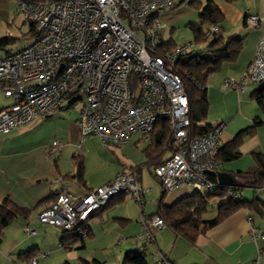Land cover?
Wrapping results in <instances>:
<instances>
[{
  "label": "built area",
  "instance_id": "built-area-1",
  "mask_svg": "<svg viewBox=\"0 0 264 264\" xmlns=\"http://www.w3.org/2000/svg\"><path fill=\"white\" fill-rule=\"evenodd\" d=\"M188 6L190 0H18L15 13L34 25L38 36L27 49L0 57V89L13 100L0 111V135L49 118L66 103H82L77 123L83 137L98 136L105 146L125 145L135 134L149 141L156 125L165 122L174 149L154 169L164 190L224 192L238 200V190L221 186L216 176L223 163L215 155L226 125L187 141L189 100L174 68L194 45L160 43L163 25L156 14ZM247 24L261 31L254 60L239 78L223 82L238 93L264 81V17L249 16ZM220 36L218 25L204 29L206 40ZM145 193L138 173L126 168L84 196L58 190L38 220L64 231L83 226L84 237L92 215L114 199L130 195L143 208ZM142 226L152 243L149 226L161 230L166 223L152 216ZM251 234L264 238V232ZM159 260L166 262L161 254ZM27 264L38 261L33 257Z\"/></svg>",
  "mask_w": 264,
  "mask_h": 264
},
{
  "label": "crops",
  "instance_id": "crops-1",
  "mask_svg": "<svg viewBox=\"0 0 264 264\" xmlns=\"http://www.w3.org/2000/svg\"><path fill=\"white\" fill-rule=\"evenodd\" d=\"M206 1L203 0V3L205 4ZM213 2L218 6L223 16L217 25L220 27L221 37L224 41L231 37L242 40L237 59L233 62L224 63L220 69L221 71L225 64L235 63L234 67L228 66L227 68L235 73L230 78H236L241 76L254 60L261 31L253 30L247 24V18L252 15L264 17V0H213ZM170 11L156 14L163 25L158 30L159 35L161 30L168 28L164 21L170 18ZM211 26L208 25L207 27ZM242 28L253 31L242 37L240 35ZM203 29L205 28L203 27ZM173 31L174 29H171L170 33ZM161 41L160 35V43L163 47L178 46L173 39L167 42ZM169 42L173 45L167 47L166 44ZM193 51H197L196 46H193ZM255 91L256 87L253 89L250 99L244 96L248 99L243 101L236 112H226L213 116L214 114L211 113L213 94L209 88L207 90L209 113L205 125L209 127L218 123L226 125L216 150V155L221 157L223 163L220 172L231 173L236 179H238V173L248 172L255 167L256 162L253 153L264 155V124H259L254 134L244 138L236 150L237 158L222 160L223 148L231 143L238 133L253 127L256 121L264 122V110L259 105L257 109L250 106ZM214 92L217 96L220 94L225 96L224 100H226L227 97H233L235 93L238 96L240 94L243 96L247 90L244 93L227 90L222 94L219 89H214ZM12 104L13 100L6 98L0 89V111ZM70 106L72 105L70 104ZM64 107L65 105L57 112H63ZM53 115L31 124V130L28 133L35 130L39 125L38 123L46 124L45 121L52 119ZM77 120L78 118L75 123L70 125V136L72 143L78 149L88 140L96 138L101 141L95 135L83 137ZM26 127H21V129ZM19 129L2 134L0 138L18 135L21 133ZM162 133V128H156V131L151 135L153 141L152 139L144 140L140 134L135 135L139 137L137 143L148 144L145 148L147 149L151 144L161 141ZM133 136L130 142L125 145L110 146L129 145ZM53 147L51 146L49 149L45 144H38L27 151H23L20 147L11 150V148L4 147L3 143H0V203L6 198H10L17 205L31 211L28 219L16 218L0 234V264H27L29 254L37 259L38 264H82V262L122 264L123 258L130 252L145 254L149 264H264V238L254 239L251 234L252 231L264 232V207L261 208L260 213L244 207L215 226L205 224L194 243L177 235L168 226L161 230L149 226L154 239L150 243L148 236L142 234L144 229L142 220L157 216L161 198L164 207H172L196 191L182 187L166 192L154 174L155 164L158 161H152L148 164L149 159L144 152L145 149L143 153L146 160L138 165L129 161H106L107 164L114 166L106 169L101 165V161H98L96 162L98 168L93 170L90 161L82 159L85 181V185H83L73 178L76 173L75 157L81 158V156L74 155L73 161L67 167L64 161L53 159L58 151L57 148L52 152ZM171 154L172 150L165 145L160 159L164 162L171 157ZM126 168H137L134 171L138 173L140 186L146 190L143 196L144 207H140V210L137 208V202L130 195L116 198L105 209L92 215L87 223L88 231L84 237L81 236L82 229L80 226L74 231L65 232L57 227L44 225L38 220V214L55 201L58 190L84 196L97 187L111 182ZM144 168H148L160 189L156 190V187L145 180L143 177ZM98 176H101L99 180H97ZM238 181L240 180L238 179ZM236 189L238 190V200L239 194H242L246 198L240 201L250 202L257 198L264 203V187L257 190L245 187ZM216 202L213 200L211 205H215L217 211L208 218L204 217L206 212L202 218L204 222H210L216 218L218 212ZM68 242L70 245L69 248H66L64 245ZM159 254L165 258L166 262L159 260Z\"/></svg>",
  "mask_w": 264,
  "mask_h": 264
},
{
  "label": "trees",
  "instance_id": "trees-1",
  "mask_svg": "<svg viewBox=\"0 0 264 264\" xmlns=\"http://www.w3.org/2000/svg\"><path fill=\"white\" fill-rule=\"evenodd\" d=\"M190 6L199 11V17L202 22L201 26L191 25L190 28L193 31L195 43L204 47V51H199V53L195 54V51L192 50L186 55L184 61L179 60L174 68V71L183 79L184 88L189 100L190 125L187 128L188 143L211 128L205 125L209 113V102L207 98V84L209 78L218 72L224 63L235 61L242 46V40L234 37L226 41H224L221 36L211 40L205 39L203 26L217 25L223 18L221 11L213 0H207L205 4L203 0H192ZM32 30L36 35L34 25H32ZM7 42L8 40L0 42V46L4 47ZM171 45L173 44L170 42L166 44L167 47ZM252 99L264 110V91H257L256 87ZM259 124H264V122L256 121L253 127L238 133L234 140L223 148L222 160H233L237 158L238 153L236 150L242 144L244 138L254 134ZM156 128L163 129V137L158 143L151 144L144 152L149 159L148 164L152 161H158L155 164L157 167L165 162H162L160 159L165 145L171 150L174 149V145L169 141V130L165 122H159L153 133L156 131ZM153 140L154 139H152V141ZM153 147H155L154 150ZM215 156L218 160H221V157L218 155ZM253 158L256 162L255 167L248 172L238 173L237 178L243 182L245 188L257 190L264 187V155L253 153ZM75 160L76 173L73 178L85 185L83 160L80 157H75ZM133 170H137V168ZM218 199H221L222 204L218 205L216 218L210 222H204L202 218L211 205V202L213 200L217 201ZM162 201L161 198L157 216L161 217L166 223V226L171 228L177 235L186 238L192 243L196 241L205 224L215 226L244 207L259 213L261 212V208L264 207V203L260 199L255 198L250 202H243L228 198L224 192L215 194L195 192L191 196L180 200L172 207H164ZM30 215L31 211L29 209L17 205L10 198H6L0 203V234H2L16 218L28 219ZM80 228L82 229L81 234H83L82 232L86 231V229L83 226H80ZM69 245L68 242L65 243L64 246L69 248ZM31 258L33 257L29 254V260ZM82 264L92 263L82 262ZM122 264L149 263L145 254L130 252L125 255Z\"/></svg>",
  "mask_w": 264,
  "mask_h": 264
},
{
  "label": "rangeland",
  "instance_id": "rangeland-1",
  "mask_svg": "<svg viewBox=\"0 0 264 264\" xmlns=\"http://www.w3.org/2000/svg\"><path fill=\"white\" fill-rule=\"evenodd\" d=\"M16 3V0H0V42L8 40L4 47L0 46V57H5L8 54L17 53L27 49L37 38V33L35 35V32L32 30V24L15 13ZM169 13H171L170 18L164 21L167 23L168 28L166 30H161V40L163 42H167L168 40L173 39L178 46L187 45L188 43L195 44L190 25L201 26L202 22L199 17V11L191 6H188L173 9ZM207 26L208 25H205L203 27L206 29L208 28ZM171 29H174L172 33H170ZM252 31L253 30L251 29L242 28L240 35L243 37ZM194 46H196L198 51H195V54L199 53V51H204V47L196 44ZM228 66L234 67L235 63L225 64L221 71L219 70L217 73L212 75V78L209 79L207 84V88H209L213 94L211 105V113L214 114L213 116L216 114L221 115L226 112H236L240 105H242L243 101L248 98L250 99V95L255 88V86H250L243 96H241V94L238 96V94L235 93L233 97H227L228 99L226 98V100H224L225 96L221 94L217 96L214 89H219L222 94H224L225 91L227 92L223 86V82L225 79L230 78V76L235 74L231 69L227 68ZM239 77H236V79ZM244 96H247L248 98ZM81 106V102L73 104L72 106H70V103H66L63 112H57L54 114L52 119L45 121L47 122L46 124L38 123L39 125L37 124V128L30 133H28L31 130L30 125L26 128H20L19 131H21V133L15 136L9 135L7 137L0 138V143H3L4 147L11 148V150H15V147H20L23 151H27L38 144H45L49 149L51 146H57L58 151L53 159H56L57 161H64L67 167L70 165L71 161H73L74 155L81 156V158L83 156L82 159L84 161H86V159L87 161H90V166L93 170L98 168L96 166V162L98 161H101V165L107 169L113 168L114 166L112 164H107L106 161H129L138 165L146 160L143 150L148 146V144L143 142L137 143V139L139 138L138 135H134L131 143L126 146H105L101 141L95 138L93 140L91 139L86 141L85 144L78 149L76 145L72 143L70 125L75 123L78 118ZM250 106L254 107V109L259 107L253 100ZM143 177L149 182V184L156 187V190L160 189L154 178L149 173L148 168H144ZM100 178L101 176H98L97 180ZM98 188L99 187L96 189ZM243 198L246 197L239 194V200ZM136 205L138 210H140L139 204L136 203ZM216 211V206L212 204L209 206L204 217L208 218Z\"/></svg>",
  "mask_w": 264,
  "mask_h": 264
},
{
  "label": "water",
  "instance_id": "water-1",
  "mask_svg": "<svg viewBox=\"0 0 264 264\" xmlns=\"http://www.w3.org/2000/svg\"><path fill=\"white\" fill-rule=\"evenodd\" d=\"M257 91H264V81L257 86ZM218 183L223 187H232V188H243L244 184L238 181L236 177L227 172H218L217 173Z\"/></svg>",
  "mask_w": 264,
  "mask_h": 264
}]
</instances>
